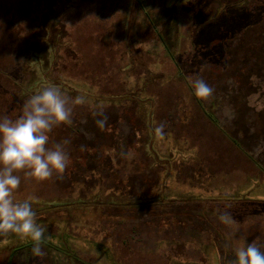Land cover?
I'll list each match as a JSON object with an SVG mask.
<instances>
[{
	"label": "rangeland",
	"instance_id": "374dc122",
	"mask_svg": "<svg viewBox=\"0 0 264 264\" xmlns=\"http://www.w3.org/2000/svg\"><path fill=\"white\" fill-rule=\"evenodd\" d=\"M262 27L264 0H0V116L16 117L51 85L86 100L71 125L50 134V143L70 142L63 178L21 174L14 193L46 227V256L11 236L0 238V264H219L210 257L223 241L198 244L205 254L197 259L175 227H166L174 237L160 229L187 218L192 204L232 213L264 207V165L254 162H264ZM252 63L254 78L235 85ZM196 77L214 89L209 99L194 95ZM99 107L108 116L103 130L94 122ZM234 110L246 125L234 122ZM200 116L223 134L210 138Z\"/></svg>",
	"mask_w": 264,
	"mask_h": 264
},
{
	"label": "clouds",
	"instance_id": "9594fccd",
	"mask_svg": "<svg viewBox=\"0 0 264 264\" xmlns=\"http://www.w3.org/2000/svg\"><path fill=\"white\" fill-rule=\"evenodd\" d=\"M194 95L209 99L214 89L202 78L191 79ZM83 96L72 98L60 87L51 85L40 89L25 100L16 117L0 116V238L17 236L33 242L31 254L43 258L42 247L47 229L37 222L36 212L29 200L18 202L14 193L20 188L21 174L25 180L43 182L54 177L63 178L69 162L66 145L70 142L50 143V134L61 125L73 123V109L84 105ZM93 116L96 126L103 130L108 116L99 107ZM164 123L155 128V134L165 137ZM217 218L224 225L235 224L228 210H217ZM229 264H264V245L246 242L235 250V259Z\"/></svg>",
	"mask_w": 264,
	"mask_h": 264
},
{
	"label": "crops",
	"instance_id": "0c3cea01",
	"mask_svg": "<svg viewBox=\"0 0 264 264\" xmlns=\"http://www.w3.org/2000/svg\"><path fill=\"white\" fill-rule=\"evenodd\" d=\"M260 47V45H258ZM259 50V49H257ZM243 62H245V60H242ZM253 64V63H252ZM261 64V62H260ZM259 64V65H260ZM250 71V75L246 76L244 75V73H247ZM258 69V65L257 64H253V67L249 68V66L247 67H243L242 70H239L236 73V78L233 77V83L235 85H237L238 83L240 84V86L243 83H247V79H253L254 76L251 75L254 72H257ZM243 79H245V81H242ZM230 88H232V86H230ZM216 95V94H215ZM219 96V94H217V97ZM219 107V105H218ZM219 108H217V110H213L215 111L213 117L215 118V122H216V116L222 114L223 110H218ZM234 114L236 115V117L234 116V122L238 123L239 125H243L242 123L244 121H246L245 117L242 115L241 111L239 110H234ZM207 117V116H206ZM239 118V120H238ZM199 122H200V129H204V130H208L210 132L209 137L212 138V136L214 135L215 130H217L218 132L222 133L221 131L223 130L222 127H219L218 124H214V123H210V121L206 118L204 119L202 116L199 117ZM217 123V122H216ZM248 122L246 121L245 125ZM213 133V135L211 134ZM223 134V133H222ZM217 136V135H216ZM218 136H220L218 134ZM228 135H224L223 140L227 139ZM230 138V137H229ZM232 139V138H231ZM238 144L239 141L237 140ZM241 144V143H240ZM239 144V145H240ZM241 146V145H240ZM244 152L246 154V149L243 147L241 149V152ZM248 157V155H246ZM249 158V157H248ZM250 159V158H249ZM251 160V159H250ZM252 161V160H251ZM254 162H257L261 165H264V162L259 161L258 159H256ZM210 205V204H209ZM209 205H197V204H192L191 206H189V209L187 210V212L185 211V214L187 215V218H182L180 216H178V218L174 221V222H170L169 224H165V228L163 229L162 225H160V222L156 223L158 227H162L160 229V233L164 236V233H166V237L169 236H173L174 237V233L175 234V238H177V242L181 243V244H190V257L193 256H197L198 259V255L203 256V254H205L204 251H201L199 246L200 244H207L210 245L213 242L216 243H220V242H224L225 249L224 251H221L219 249V251L213 252L214 254H211L212 256L210 258H215L219 259V264H229V262L233 259H235V250L238 247H241L243 245H245L246 242H252L253 240L257 241L258 244L263 245L264 243V207L261 208H255V212H248V213H243L242 211L237 213L234 212L232 214V218L235 221V224L228 226V225H224L223 223H221L218 218H217V212L213 211V212H209ZM206 207V208H204ZM209 207V208H208ZM201 212V211H206L207 214L203 213L204 215H201L197 212ZM201 217V218H199ZM254 217V218H253ZM249 223H255L261 230L262 228V234H258L259 228L258 229H251V230H245L243 229V226L249 224ZM170 227H175V231L173 232H168L166 231V227L169 228ZM221 237L224 238V240H220ZM165 238V237H164ZM219 238V240H218ZM231 242H235L234 246L231 247L230 244ZM197 244V245H195ZM199 244V246H198ZM192 249H199V250H192ZM208 253V252H207ZM191 264H196V263H191Z\"/></svg>",
	"mask_w": 264,
	"mask_h": 264
},
{
	"label": "trees",
	"instance_id": "16d2710c",
	"mask_svg": "<svg viewBox=\"0 0 264 264\" xmlns=\"http://www.w3.org/2000/svg\"><path fill=\"white\" fill-rule=\"evenodd\" d=\"M261 32V33H260ZM257 35V34H256ZM258 36H259V40L261 39L262 40V38H263V40L261 41V43H260V47H259V51H260V49L263 51L264 50V27H262L261 28V31L259 30V33H258ZM92 147V146H91ZM97 149H98V147H96ZM105 155H106V153H105ZM99 158H101V157H99ZM110 158V160H111V157H109ZM110 160H107V163L108 162H110ZM91 170L93 169V168H90ZM93 171V170H92Z\"/></svg>",
	"mask_w": 264,
	"mask_h": 264
}]
</instances>
